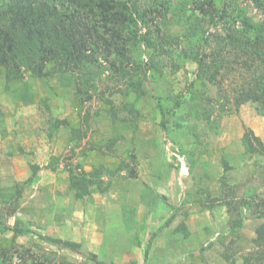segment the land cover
Returning <instances> with one entry per match:
<instances>
[{
    "label": "rangeland",
    "instance_id": "rangeland-1",
    "mask_svg": "<svg viewBox=\"0 0 264 264\" xmlns=\"http://www.w3.org/2000/svg\"><path fill=\"white\" fill-rule=\"evenodd\" d=\"M151 4L139 0L146 12ZM234 5L263 16L252 0ZM210 26L203 24L199 33L206 29L211 37L224 31L223 24ZM170 31L180 44L161 57L162 75L148 72L150 92L138 101L135 133L131 120L121 121L131 119L123 104L135 99L134 92H126V77L106 71L104 78L112 77L85 94L71 75L45 82L23 68L22 77L8 85L0 68V241L12 237L9 228L23 227L28 231L18 244L38 255L54 251L66 264H243L256 248L260 209L241 202L255 193L264 197V157L248 153L242 137L248 126L264 141V115L252 102L237 106L238 69L209 83L200 105L182 96L197 65L187 59L177 67L190 45L186 26L173 24ZM212 44L205 52L217 46ZM142 50L146 62L153 50L145 43ZM155 95L171 109L166 123ZM180 95L185 101L176 111ZM57 119L62 123L55 126ZM123 160L130 168L117 171ZM100 163L111 170L102 176V188L93 185L78 198L73 175ZM31 164L39 165L33 176ZM238 217L244 225L234 229L230 221ZM48 236L81 245L71 250Z\"/></svg>",
    "mask_w": 264,
    "mask_h": 264
},
{
    "label": "trees",
    "instance_id": "trees-1",
    "mask_svg": "<svg viewBox=\"0 0 264 264\" xmlns=\"http://www.w3.org/2000/svg\"><path fill=\"white\" fill-rule=\"evenodd\" d=\"M252 1L262 17L247 13L246 8L237 10L234 0H195L193 8L189 7V0H152L150 12L140 8L139 0H0V68L5 71L8 85L11 80L22 77L23 68L45 82L61 74L71 75L76 83L85 87V94L112 77L111 74L104 78L106 71L126 77V92H134L135 99L123 104L131 119L123 117L121 121L131 120L135 133L139 128L138 101L150 92L146 76L151 70L163 74L166 66L161 57L165 53L171 55L175 43L180 44V39L170 31V25H184L190 46L181 51L177 67L187 59L194 61L197 67L181 95L200 105L199 100L209 83H216L225 70L230 75L238 69L237 106L252 102L264 115V0ZM153 21H156L155 25ZM140 23L146 27L145 31L140 28ZM203 24H223L224 31L210 37L206 29L199 33ZM213 41L217 46L205 52L212 47ZM142 43L153 50L146 62L141 61ZM167 46L173 48L166 51ZM181 95L175 103L176 111L185 101L180 100ZM208 100L213 101L212 98ZM227 101L228 98L220 104L221 110L225 109ZM157 105L166 123L171 109L161 100ZM205 115L211 122L210 112ZM60 123L62 121L57 119L54 125ZM242 138L248 153L264 157V141L252 128L246 126ZM118 140L119 136L112 140V145ZM124 168H130L125 160L118 165L117 171ZM30 170L31 176L35 175L39 165L31 164ZM108 171L111 170L100 163L92 170H81L73 175L76 196L85 197L93 185L102 188V176ZM218 200L224 203L226 199L221 195ZM241 203L254 207L256 212L260 209L259 217L262 218L256 228V248L243 257V264H264V197L255 193L251 199L243 198ZM230 222L234 229L244 225L242 217ZM180 225L179 230L184 231V222ZM9 229L13 232L12 237L7 242L0 241V264H66L64 260L58 262L54 251L38 255L31 247L18 244L17 238L28 229L19 226ZM47 239L75 251L81 245L50 236ZM224 256L231 259L228 254ZM92 257L97 258L96 254Z\"/></svg>",
    "mask_w": 264,
    "mask_h": 264
}]
</instances>
